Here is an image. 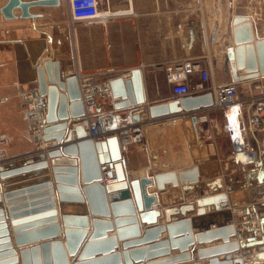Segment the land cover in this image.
I'll use <instances>...</instances> for the list:
<instances>
[{
	"label": "crops",
	"instance_id": "1",
	"mask_svg": "<svg viewBox=\"0 0 264 264\" xmlns=\"http://www.w3.org/2000/svg\"><path fill=\"white\" fill-rule=\"evenodd\" d=\"M57 1V4L53 6L30 8V13L39 15L33 19H21L18 15L16 18L6 19L0 13V156L3 157L0 162L26 157L29 154L39 152L47 154L48 150L60 146L53 139L46 143L41 140L35 146L33 140H30V136L28 137L25 133L24 110L28 107L27 94L37 87V73L30 63L23 44L24 40L47 38L48 57L59 61L60 70L65 75L74 74L77 69H80L82 74L92 77L93 83L100 85L118 76L128 78L131 70L139 68L146 97V106H149L151 104L167 103L172 100L171 85L166 81L164 67L170 62L182 58H203L210 67L211 78L215 84L235 82L231 71V61L227 57L228 48L233 45V18L235 16L249 17L254 36L264 37V23L258 21L260 14L235 12L234 0H101V9L108 8L110 11L118 12L119 15L104 23L75 22L72 28L68 24L67 0ZM4 3L5 0H0V7ZM14 14H19V12L15 11ZM73 39L76 44L78 67L74 60ZM197 80L198 76L193 75L192 82L194 83ZM261 82H264V77L238 82L237 87L240 96L244 98L256 94L255 85ZM108 95L109 93L98 95L96 103L97 108L100 109V114H112L114 120L110 127L120 129L130 123L144 122V144H132L125 152H122L124 171L128 180L145 176L149 165L161 171L171 170L172 168L178 171L186 168L188 162L195 164L202 162L200 158L192 161L188 152L189 147L183 120L189 116H186L183 111L161 117V119L152 122L144 109L134 110L131 113L132 115L128 111L111 110V103L120 99H112ZM251 107V105L245 104L224 109H200L191 113V116L196 115L198 117V121L196 123L197 143L190 145V148L202 144V149L199 151L200 156L209 155L211 160H218L221 170H227L228 174L237 173L235 169L231 168H242L244 166L251 168L253 165L248 164L251 158L261 159L264 157V118L252 116L250 114ZM133 114H139L140 119H133ZM210 118H214L218 123V131L211 129L209 125ZM254 120H256V124H253ZM76 124L71 123L69 127L73 128ZM29 134L31 133L28 131ZM75 140L76 137L72 133L71 141ZM46 161L49 168L48 182L52 184L54 189L53 194L47 195V197H51L56 204L57 216L62 229L61 234L53 238H60L64 241L61 220L62 201L55 189L56 181L51 168V160L48 156H46ZM164 165L167 167H163ZM29 180L20 179L2 185L0 179V207L4 211L5 229L12 248L17 251L18 257V251L21 248L50 240L44 239L36 243L19 246L14 239L15 233L11 212L5 204L6 201L12 202L11 208H17L13 213L20 216H17L16 219L24 218L26 216L24 213L31 208H36L38 210L36 212H46L44 210L46 204H34L35 206L28 208L25 206L31 204V202H37L36 200L41 201L44 197L37 195L43 194L47 190L18 191L28 188L24 187L27 185L29 187L35 186V183H25ZM198 180L199 182H205L201 175L198 176ZM187 184L186 180L179 184L181 201H177L172 194L167 195L168 205L166 207L189 203L194 200L193 192L182 190V187ZM5 186H17L11 189L12 191H8L17 192L5 199L3 195ZM240 186L238 184L234 188L238 189ZM170 189H172V185L166 183L164 190ZM147 190L154 192L156 187L153 185ZM209 191L206 187L200 189V196L208 195ZM220 191L218 189L217 192ZM116 193L111 192L107 196L110 197ZM256 200L262 202V197L259 196ZM108 201L110 203V200ZM227 205L228 202L220 203L223 210L231 209ZM244 206H246L245 201L239 200L237 203L239 210L236 211V215L241 216V222L248 220V216L244 215L242 210ZM163 208L158 199L151 205L146 201L142 202L144 212L147 210H160V213L155 217V223L152 225H166V218L162 212ZM194 208L187 212L189 219L199 217L196 211L199 207L195 205ZM134 210L135 214L130 215L114 214L109 209V216L105 217L111 222V227L106 232L109 237H116L118 229L133 225L126 222L116 224L115 221L117 220H125L134 216L136 224L139 226V234L129 233L123 235L124 238L122 239H116L117 246L113 252L121 254L119 264H135V259L131 257L130 250L147 248L145 246H149L152 242V239L143 238L144 229L148 225L140 219L138 209L134 207ZM69 212L78 213L75 209H71ZM214 212V205L205 206L204 214ZM87 213L90 220L95 217L90 215L88 209ZM258 216H264V212H260ZM179 218L178 213H172L170 222ZM45 219L30 222L34 223ZM226 223L230 224L232 220H228ZM77 224L74 223L72 226H77ZM257 226V223H250V227ZM215 227V223L210 224L211 229ZM234 228L236 233L233 236L230 235V241L237 240L238 231L240 233L246 232V236L253 235L252 232H247V228L242 227L239 223H234ZM2 230L0 229V231ZM90 231L91 224L81 245ZM192 231L193 233L199 232V227H192ZM262 235H264V228L262 231L258 230L255 237L259 240ZM167 237L168 231L165 228H162L157 234L158 240L167 239ZM125 243H129L131 247L123 249ZM218 244H222L221 239H215L208 243L195 241L189 245L188 251H186L191 254L190 259L162 264H204L208 259H199L195 255V249ZM3 247L4 244L0 243V264H7L6 260L11 257L3 255L7 251L2 249ZM257 248V246H254L247 250H235L231 255L232 258L241 257L243 262H246L249 260V253L257 252ZM107 251L106 249H99L95 251V256H102ZM148 251L150 250L148 249L144 253L137 264L160 263L181 254L178 248L173 247L169 248L168 254L148 255ZM244 252H246L245 255ZM124 253H126V257ZM68 258L72 260V256H68ZM217 258L219 260L224 259L225 254H219Z\"/></svg>",
	"mask_w": 264,
	"mask_h": 264
},
{
	"label": "water",
	"instance_id": "2",
	"mask_svg": "<svg viewBox=\"0 0 264 264\" xmlns=\"http://www.w3.org/2000/svg\"><path fill=\"white\" fill-rule=\"evenodd\" d=\"M57 2V0H5V3L0 7V13L6 19L16 18L17 15L21 19H33L39 15L30 13V8L53 6ZM15 11H18L19 14H14ZM23 44L30 63L37 73V87L31 91V97L26 99L27 103H34L35 109L29 110L26 107L24 110L25 133L28 137L30 136L29 138L33 140L35 146L41 140L46 143L52 139L60 146L48 150L47 154L39 152L0 162L2 185L20 179H30L25 183H35V186L27 185L24 186L28 187L27 191L26 189L18 191L30 192L47 189L43 194L37 195L44 197L41 201L36 200L37 202L25 205L28 208L37 204H46L44 207L46 212H36L38 211L36 208H31L24 213L26 214L24 218L16 219L17 216H20L13 213L17 208L10 207L12 202L6 201L5 203L11 212L14 239L19 246L50 239L21 248L18 251L19 257L7 237L4 211L0 207V229H3L0 231V237H5L0 239V243L4 244L2 249L7 250L3 255L11 257L6 260L7 264H119L121 254L113 252L117 246L116 239H122L123 235L129 233L139 234V226L136 224L134 216L125 220H117L116 224L126 222L133 225L118 229L116 237H109L106 232L110 229L111 222L105 217L109 216V209L114 214L134 215V207L138 209L140 219L148 225L144 229L143 238L152 239L151 244L145 246L147 248L130 250L135 264L139 263L140 258L148 249L150 250L148 255L168 254L170 247L178 248L181 253L164 260V262L151 264L190 259L191 254L186 252L189 245L195 241L208 243L215 239H221L222 244L195 249V255L199 259H208L204 264H249V261L243 262L241 257L232 258L231 253L240 249L247 250L254 246L258 248L257 252L250 254L251 259L259 260V264H264L261 262L264 261V235L259 240L255 237L258 230L262 231L264 226V216H258L260 212H264V157L261 159L251 158L248 164L253 166L240 168V178L236 173L228 174L226 171H222L218 160H211L209 155L200 156L199 151L202 149V144L190 148V145L197 143L196 123L198 117L192 115L183 120L189 147L188 152L192 161L200 158L202 162L198 164L188 162L186 168L178 171L173 168L161 171L149 165L145 176L128 180L124 171V158L120 150L118 136L111 135L103 140L95 141L87 137L84 126L78 123L84 112L77 79L74 74L65 75L60 70L59 61L48 57V39L24 40ZM227 57L231 61V71L236 83L264 77V37L254 36L249 17L235 16L233 18V45L228 48ZM106 89L109 90V97L120 99L111 103V110L128 111L131 114L134 110L144 109L151 118L182 111L196 112L212 104V94L206 92L186 95L179 100H171L167 103L146 106L139 68L131 70L128 78L121 76L111 78L106 84ZM106 115L110 117V120L108 126H103L102 129H114L115 127H110L114 120L112 114L107 113ZM132 117L135 120L140 119L139 114H133ZM71 123L77 124L70 128ZM28 131L31 134L28 135ZM72 133L76 137L75 141H71ZM46 156L51 160V168L56 181L55 189L62 201L61 220L64 241L60 238H53L59 236L62 229L57 216L56 204L51 197H47V195L53 194L54 189L48 182L49 168ZM2 158L0 156V161ZM200 175L203 176L205 182H199L198 176ZM108 176H112L111 179H116V182L102 183L103 178ZM185 180L188 184L183 186L182 190L193 192L194 200L166 207L168 194H172L177 201L182 200L178 187ZM166 183H170L172 189L164 190ZM238 184L241 185L240 188L235 189V185ZM153 185L156 190L149 192L147 189ZM15 187L17 186L3 188L5 199L17 192H8ZM205 187L210 190L209 194L201 197L199 190ZM218 189L221 191L217 192ZM111 192L117 193L108 197L107 194ZM257 196L262 197V202L255 203ZM157 199L164 207L162 212L166 218L165 226L152 225L160 210L145 212L142 210L143 201L151 205ZM242 199L246 203L242 210L244 215L248 216V220L241 222V216H237L236 211L239 210L237 203ZM222 202H228L227 206L231 209L223 210L220 206ZM195 205L200 208L196 210L199 217L189 219L187 212L195 209ZM206 205H214L215 212L204 214ZM86 206L90 215L95 216L91 220L88 217ZM71 209H75L78 213L69 212ZM172 213H178L180 218L170 222ZM43 218L46 219L30 222ZM228 220H232V223L227 224ZM251 222L257 223L258 226L250 227ZM74 223H78L77 226H72ZM211 223H215L216 227L211 229ZM234 223H239L242 227L247 228V232H252L253 235L246 236V232L238 231L237 240L230 241V235L233 236L236 233ZM90 224L91 231L81 245ZM192 227H199V232L193 233ZM162 228L167 229L168 237L158 240L157 234ZM129 247L131 245L125 243L122 248L128 249ZM99 249L108 251L104 252L102 256L96 257L95 251ZM124 254L126 257V253ZM219 254H225V258L219 260L217 258ZM243 254L245 255L246 252ZM68 256H72V260H69Z\"/></svg>",
	"mask_w": 264,
	"mask_h": 264
},
{
	"label": "built area",
	"instance_id": "3",
	"mask_svg": "<svg viewBox=\"0 0 264 264\" xmlns=\"http://www.w3.org/2000/svg\"><path fill=\"white\" fill-rule=\"evenodd\" d=\"M101 0H67L68 2V24L72 28L75 22H84L87 24L104 23L107 20L119 15L118 12L110 11L108 8H100ZM73 32V31H72ZM73 38V34H72ZM75 64L78 67L77 52L75 40L72 41ZM166 81L171 85L170 93L172 100H179L186 95H195L210 92L212 94V104L206 108L224 109L242 105H251L250 114L257 118H264V82L255 85L256 94L247 97H241L238 91L237 83L230 82L225 84H215L211 78L210 67L203 58H182L168 63L164 67ZM198 76L196 82H192L193 75ZM80 94V100L83 105V116L79 124H82L87 132V137L93 140H103L111 135H117L119 146L122 152H125L132 144H144V122L137 121L127 124L120 129H105L108 126L110 117L106 114H100L97 108L96 97L104 93L108 94L106 89L107 82L102 85L93 83L92 77L81 73L77 69L74 73ZM35 94H37L35 92ZM31 97V93L27 94ZM40 108V106H39ZM28 109H35L33 102L28 103ZM193 112H184L186 116H191ZM169 116V115H167ZM165 117V116H162ZM161 119L149 118L150 121ZM254 120L253 124H256ZM209 125L213 131H218V123L214 118L209 119ZM110 176L103 178L102 183L109 184ZM112 183V182H111Z\"/></svg>",
	"mask_w": 264,
	"mask_h": 264
},
{
	"label": "rangeland",
	"instance_id": "4",
	"mask_svg": "<svg viewBox=\"0 0 264 264\" xmlns=\"http://www.w3.org/2000/svg\"><path fill=\"white\" fill-rule=\"evenodd\" d=\"M234 11L237 13H239V12H241V13H259L260 16L258 17V21L261 23H264V0H234ZM231 169H235L237 171L236 174H237L238 178L241 177L240 168H231ZM257 197H259V196H257ZM257 197L255 198V203H259L256 200ZM250 254L251 253H249V255Z\"/></svg>",
	"mask_w": 264,
	"mask_h": 264
},
{
	"label": "bare ground",
	"instance_id": "5",
	"mask_svg": "<svg viewBox=\"0 0 264 264\" xmlns=\"http://www.w3.org/2000/svg\"><path fill=\"white\" fill-rule=\"evenodd\" d=\"M109 181V183H114V182H116V179L115 180H108ZM263 228H264V226H263ZM264 260V259H263ZM249 264H254L255 262H257V263H259V260H253V259H251V257H250V255H249ZM262 263L264 262V261H261Z\"/></svg>",
	"mask_w": 264,
	"mask_h": 264
}]
</instances>
